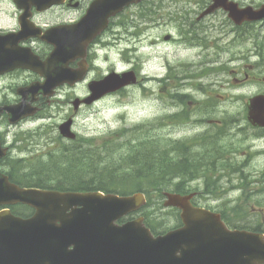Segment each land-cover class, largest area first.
Segmentation results:
<instances>
[{
	"label": "water",
	"instance_id": "1",
	"mask_svg": "<svg viewBox=\"0 0 264 264\" xmlns=\"http://www.w3.org/2000/svg\"><path fill=\"white\" fill-rule=\"evenodd\" d=\"M64 0H16L26 11L18 33L0 35V73L15 68L33 70L45 77L42 83L19 89L22 101L0 107L13 123L33 114L36 108L26 98L43 91L50 96L64 83L82 80L88 71L87 48L109 25L110 18L125 6L141 0H95L75 24L59 25L43 32L31 21L28 9L43 11ZM213 10L224 7L238 23L244 18L264 16V11L240 10L226 0H215ZM210 11V10H208ZM207 11V12H208ZM31 36L54 46L46 60L19 42ZM82 58L79 68L70 63ZM135 82L132 73L111 72L89 83L87 104ZM81 101L75 100L77 109ZM250 119L264 125V95L250 99ZM72 120L60 127L65 136L75 138ZM1 146V145H0ZM5 150L0 148V157ZM192 195L168 193L166 206L182 208L184 226L155 236L139 217L123 223L118 220L145 203L142 193L130 196L92 192H60L21 187L0 171V205L24 203L35 208L28 217L15 215L10 208L0 212V264H262L264 234L230 230L220 214L191 203Z\"/></svg>",
	"mask_w": 264,
	"mask_h": 264
},
{
	"label": "rangeland",
	"instance_id": "2",
	"mask_svg": "<svg viewBox=\"0 0 264 264\" xmlns=\"http://www.w3.org/2000/svg\"><path fill=\"white\" fill-rule=\"evenodd\" d=\"M159 1L158 3L168 4V10H177L179 7L192 3L189 0H182L181 2H176L174 0H155ZM154 0H150L151 4L155 3ZM207 0H197L199 5H202ZM12 2L11 0H0V26L8 29H13L17 26L15 23V18L9 17V10L11 9ZM130 10L127 11V18L123 21L125 25L128 24L130 15L133 11H136L134 14V19L136 21H140V18L136 16L137 13V5L131 6ZM141 15L146 14L145 11L140 12ZM80 14L76 12H67L56 10L55 12L45 14L42 16L43 22L50 23L51 26L54 24L65 23L70 20L78 19ZM226 17L224 14H217L216 16L210 19L211 23L207 26V28H199L197 30L198 42L204 41L208 42V39L215 41V47H210L209 49H204L202 46H194L193 49L187 50L189 53L197 54L202 52H209L214 54H220V56H140L146 61L151 60L150 63L153 64L151 66H146L145 69L147 72H152L153 75L160 76L162 74V65L164 63V59L167 58L170 64L177 67V71L173 69L176 73H179V77L184 78L183 76L186 74L200 73L201 76L197 79H194L193 88L201 83V87L207 88L213 92L214 104L216 108L213 111H210L208 107L209 103L205 97H208V94H203L199 90L193 91L194 99L189 98V102H187L188 107H183V105H174L176 104V100L173 99V102L170 98L173 92L170 93L169 86L173 82V80L167 81V84L162 83L160 85V81L156 80L153 82H149L147 84V88L152 89V101L148 99H144L143 95L140 93L138 88L128 89L123 94H111L101 99L100 101L92 104V105H80L78 111L74 110L72 102H68V91H61L57 97L55 103L48 107L45 112L47 114L46 118H37L33 119L30 122H26L24 124L18 125H0V130L5 131L7 128L10 129L8 133L9 142L13 141L14 135L16 133L28 132L31 135V130H35L38 125L45 123L49 124H60L64 120L68 119V117L73 116L75 119L74 130L79 134L81 138H96L98 144H103V142L108 137H114V133H118V143L123 144L129 141L132 137L130 134H127L129 128L133 124H140L144 122V118H154L157 115H168L173 112L172 105L174 109H184L188 110V113L193 109L192 107H200V112L194 114L189 122L184 124H169L165 123L164 128L155 127L152 129L149 134L146 136L151 139H156V137H165V143L161 144V149L165 150L172 146L170 139L178 140L177 138H187L194 136L196 134H200L203 131H206L210 128V124L208 122H197L195 123V119L205 121L208 116L210 119H219V118H227L230 116L229 120H235L234 124H237L235 128L228 129L227 131L231 132L233 135L234 132L238 130H243V133L238 134V136H234V140L238 137L244 144V147L255 145V143H259V147H264V141L258 142L256 138H254L252 132L253 128L250 127V124L247 122L245 118V108L246 103L249 97L254 96L258 93H264V56H257L253 53H260V55H264V28L259 29L258 31L254 28L248 30L245 38L241 37L240 32L237 34L239 38L235 37V31L231 27H220V23L226 21ZM49 24V25H50ZM173 26H177L176 24ZM122 28H114L113 31H120ZM179 28L178 27H161L160 29L151 30L148 29L144 32L143 35H147L148 40L155 39L164 34L165 31L172 32L175 36H177ZM113 32H108L103 38L104 42H110L109 45H99L95 47L96 58L94 61L95 69L89 74L86 84L92 80L97 78L98 76H102L111 72V70L116 71H125L130 67L129 60L127 56H123V49L126 46H129L126 41L120 42V40L115 41L112 35ZM115 42H120L115 45ZM147 43H145L146 45ZM131 46V45H130ZM186 48L184 44L178 43H167L165 45H159L154 47L153 53H164L168 52L169 54H180ZM141 53H146L147 50L141 49ZM253 54V55H252ZM209 62V66L214 68L215 71H202L203 62ZM257 65V73H250V75L257 74L255 77L256 80L244 79L246 78L244 74V70H248L252 72L249 68L251 64ZM215 66V67H214ZM187 69L188 72H184V69ZM226 68V69H225ZM240 80V81H239ZM12 82V77L0 80V88L10 84ZM80 85L76 89V96L83 97L88 91V86ZM238 84H242V86L237 87ZM161 87V88H160ZM168 89V90H166ZM132 91L130 94H128ZM159 92H162L159 95ZM183 93H187L185 89H183ZM6 97L10 102H14L16 92L11 90L5 91ZM4 94L0 95V101L3 99ZM74 96L72 100L76 97ZM163 101L161 98H165ZM192 100V102L190 101ZM205 100V101H203ZM67 101V103L65 102ZM166 104V105H165ZM210 111V112H209ZM235 118V119H234ZM208 120V119H207ZM148 132V129H144ZM112 133V134H111ZM230 133V134H231ZM124 134H127L123 137ZM151 134V135H150ZM231 134V135H232ZM55 135H57V131H55ZM54 136L51 133L43 134L38 139L30 137V140L25 141L24 143H20L21 145L27 144L30 149H33L29 152H24L22 156L31 157L32 154H36V156L46 155L51 151H55L62 147L63 145H68V140H61L59 145H56V141L51 140ZM156 143V141H155ZM236 144H238L236 142ZM111 148H115V145H112ZM102 149L100 148V152ZM125 151V148H122L119 153ZM35 156V157H36ZM255 158L252 161V164L248 167L249 171H260V169H264V156ZM47 159V158H44ZM249 164V163H248ZM226 174L230 175V172L227 171ZM264 175H261L263 178ZM202 180L195 181V184H198ZM262 184H254L252 188H260ZM240 192H230L227 196L229 199H235ZM162 198H157L152 195L153 207H149L153 210V218H157L158 221H164L161 224V229H164L168 226L175 224L174 220H171L170 217H174L169 215L166 211V208H163L164 200L161 201ZM204 204H207L211 207H219L220 201L214 198H210V195H207L206 198H202ZM259 200V203L258 201ZM249 208L247 211V215L239 224H245L248 226L255 227H264V194L254 195L249 198ZM247 201V202H248ZM154 206V204H156ZM201 204H203L200 201ZM258 208V209H255ZM220 209V207L218 208ZM255 210V211H254ZM157 225L159 226L158 222ZM261 225V226H260Z\"/></svg>",
	"mask_w": 264,
	"mask_h": 264
},
{
	"label": "trees",
	"instance_id": "3",
	"mask_svg": "<svg viewBox=\"0 0 264 264\" xmlns=\"http://www.w3.org/2000/svg\"><path fill=\"white\" fill-rule=\"evenodd\" d=\"M112 145H115L114 149ZM120 149V145L112 140H106L101 146L94 137L81 138L63 145L48 157L13 160L8 174L12 181L23 186L63 191L102 190L125 195L143 191L149 195L143 213L155 233L159 232V226L154 224L153 210L149 208L153 207L152 195L162 198L167 190H189L193 179L204 180L205 190L216 196L222 190L218 183L220 175L215 173L214 167L221 166L218 163L223 161L210 149L194 155L186 151L181 154L178 144L166 151L158 143H151V148L146 151L130 147L119 153ZM174 178H178V182L175 183ZM13 210L24 216L33 212L27 205L13 206ZM241 213L242 210L238 211ZM223 216L230 224L245 227L238 223L241 219H229L231 215L227 211Z\"/></svg>",
	"mask_w": 264,
	"mask_h": 264
},
{
	"label": "flooded vegetation",
	"instance_id": "4",
	"mask_svg": "<svg viewBox=\"0 0 264 264\" xmlns=\"http://www.w3.org/2000/svg\"><path fill=\"white\" fill-rule=\"evenodd\" d=\"M92 1L93 0H64L62 3L53 4L51 7L43 11L38 10V7L36 5H32L28 9V11L32 13L31 19L33 20V22L37 26L42 27L44 30H46L49 27H51V24L49 23L50 24L49 25L48 23L43 22L42 20L43 15L55 12L56 10L67 11L69 13L76 12L80 14L78 19L65 22L68 24H72L78 21L82 17V15L85 14V12L88 10L89 5L91 4ZM174 1L181 2L182 0H174ZM11 2H12V5L10 7L11 9L9 10V17L16 19L15 23L17 24V26L13 29H8V28H4L0 26V34L17 33L20 29V23H19L20 17L22 13L26 11V9L25 7L17 4L15 0H11ZM158 2L155 1L154 4H145V5L137 6L138 8L137 11L146 12V14L144 15H141L140 12L136 14V16L140 18V21H136L133 18L136 11H133V13L130 15V18H129V22H128L129 28H128V32L126 35L128 37V40L132 43V46L129 49V56H132L130 58V69L135 70L138 73H141L138 68L139 63L144 64V61H145V65L151 66L153 64L150 63L151 61L150 59L149 61H146V60L143 61L142 59L139 60L136 56H220V54H214V53H209V52H202V53H197V54L187 52V50H191L193 49L192 47L198 46V45H201L204 49L215 47V41L211 39H208L207 40L208 42L202 41V44H200V42L197 41L198 38L196 35H198L197 30L199 28H206V31H207V28L209 27L207 25L211 23L210 19L216 16L217 14H224L225 16H227L226 21L224 20V22L220 23L219 25L220 27H231L235 31L236 38H239L237 34V30H238V33L240 32L241 37L245 38L249 29L254 28L258 31L259 29L264 28V18L255 20V21L243 20L242 23L236 24L233 21V19L230 17V10H226L224 7H220L217 10H215L213 13L201 18V14L203 13V11L207 7H209L212 2L215 3L216 2L215 0H207L202 5H199L197 3V0H189V2L192 3L191 5L185 4L179 7L177 10H171V11L170 10L167 11L168 4H164V1L163 3H158ZM226 2L230 4H236L240 10L252 9L254 12L261 11V10L264 11V0H226ZM175 24L177 26H173ZM163 26L164 27H168V26L178 27L179 30L177 32L178 33L177 36H175L170 31H165L163 35L156 37L155 39H152V40H148L147 35L142 36V33L144 34V32L150 28L151 30H154L155 28L160 29ZM122 35H123V31L122 32L118 31L113 34V36L117 40L122 39ZM99 40L100 38L97 39L96 43H93L90 46L89 53L91 52V50H93L94 46L97 44ZM145 43L147 44L145 45ZM167 43H171V44L178 43L181 45L184 44L186 46V48H184L185 51H183L180 54H169L168 52L159 53V54L153 53L155 45L159 46L162 44L165 45ZM19 46L30 48L33 51V53L36 56H38L41 60H45L47 57H49L54 48V46L51 43L39 37H35V36H31L26 40L20 41ZM141 49L147 50V52L141 53L140 52ZM253 54H256L257 56H264L263 54L260 55V53H253ZM78 62H79V59L77 58L73 60L70 63V65L72 67H77L79 64ZM208 64H209L208 61L202 63V65L204 66L202 71L205 72L211 69V67ZM162 66H163L162 74H160V76L153 75L152 72L149 71V75L151 76L140 75L141 80L134 86H141V85L145 86L146 82H149V81L153 82L156 80H159L160 85H161L162 83L167 84V81L169 80H173V82L170 84L168 88L172 90V92H175L177 97L175 98L172 95L171 97L172 102H173V99L181 101L184 98L187 99V101L189 102V98L192 99L193 91L198 90V86H197L193 88L192 92L190 93L192 86L194 84L193 81L194 79H197L198 77H200L201 74L198 72L196 73L192 72L190 75L186 74L183 76L184 78H181L179 77V73H176L173 70L175 69L177 71V67L174 65L172 66L167 58L164 59V63ZM249 66L252 72H249L248 70H244V74L246 76V78L244 77V79L256 80L255 77H257L258 75L257 74L250 75V73H257L256 72L257 66L255 64H251ZM90 67L91 68L93 67L92 64L90 65ZM184 72H188V70L185 68ZM10 77H12V82L0 88V95L4 94L5 91L7 90L16 92L17 94L14 95L15 100H13L14 102L12 103H17L21 100V96H17L19 89L21 87H26L36 82L40 83L44 80L40 74L34 71H31V70H26V69H14L9 72L0 73V80H4ZM84 84H86V81L84 80L79 83H76L74 86L70 84H64L57 90V93L63 90H67L71 96V98L68 99L69 100L68 102L70 103L73 101L72 98L76 96L75 91L77 87H79L80 85H84ZM183 89L187 91L186 94L181 93L183 92ZM204 91L208 92L209 90L205 89ZM140 92L143 96L151 97L152 95L150 92V89L148 88H145L144 90L140 88ZM28 94L29 95L27 97V101H31L32 95L31 93H28ZM37 94H38V99L35 103L41 109L39 113H37L33 118L40 115L47 108L46 104H48L49 106L53 101L52 100L48 102L47 99L44 97V93H42V91L37 92ZM161 94L162 92H159V95ZM2 96H3V99L0 101V106L10 103V101L6 97V94ZM85 96H87V92ZM167 98L168 97L161 98V99L165 101L166 103ZM65 102L67 103V101ZM30 119L31 117L24 119L20 121L19 123L22 124L23 122L29 121ZM0 125L1 126L3 125L12 126V125H9L7 113H4L3 117L0 118ZM9 132H10L9 128H7L5 131L0 130V139H1L2 145L8 146L9 148L8 153H13L14 151H16L17 137L16 135H14L15 140L12 142H9L7 138ZM3 162L4 160L1 159L0 165Z\"/></svg>",
	"mask_w": 264,
	"mask_h": 264
}]
</instances>
